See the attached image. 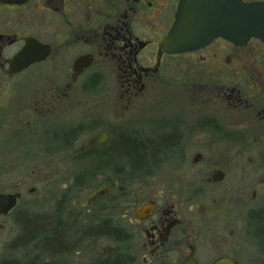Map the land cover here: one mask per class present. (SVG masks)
Returning a JSON list of instances; mask_svg holds the SVG:
<instances>
[{"label": "flooded vegetation", "instance_id": "flooded-vegetation-1", "mask_svg": "<svg viewBox=\"0 0 264 264\" xmlns=\"http://www.w3.org/2000/svg\"><path fill=\"white\" fill-rule=\"evenodd\" d=\"M179 2L0 0V148L18 154L23 145L29 147L38 130L47 134V129L66 127L69 148L79 139L81 126L64 119L85 99L95 105L102 95L118 113L144 112L166 83L175 88L170 102L177 111L170 122L149 127L153 132L142 139L131 136L130 128L122 129L123 145L137 152L140 161L168 151L166 156L175 161L185 162L191 156L192 165H198L206 156L201 150L192 155L194 145L226 140L246 144L238 154L220 156L219 162L212 156L206 185L215 189L229 180L213 202L187 206V198L176 201L172 190L145 193L141 186L134 201L108 205L100 199L110 194L111 187L99 189L105 193L87 201L93 211L88 221L104 226V233L85 241L92 245L107 239L119 245L103 247L91 259L72 264H215L222 258L241 264L242 236L255 227L264 249V205L256 206L264 190V40L253 36L235 43L218 37L198 49L166 52L161 44L175 22ZM106 123H98L101 127L72 158L91 149H109L113 131ZM165 127L168 132L160 131ZM102 132L109 133L108 142L82 149L91 136ZM57 156L45 152L44 162ZM46 164L49 177L51 167ZM174 183L186 193L181 176ZM67 197L64 194L55 212L45 216L46 225L57 216L61 233L71 229L68 252L62 250L58 264H71L68 253L83 252L78 221L84 212L80 207L69 209ZM117 208L118 215L112 212ZM55 235H46L43 254L49 253V237ZM47 255L41 262H51Z\"/></svg>", "mask_w": 264, "mask_h": 264}, {"label": "rangeland", "instance_id": "rangeland-1", "mask_svg": "<svg viewBox=\"0 0 264 264\" xmlns=\"http://www.w3.org/2000/svg\"><path fill=\"white\" fill-rule=\"evenodd\" d=\"M174 89L173 85L164 84L161 92L159 91L160 96L147 103L148 106L144 112L134 109L126 114L118 113L116 108L111 107L110 102L105 101L102 95L96 98L95 105H93L94 102L85 99L86 102L82 103L69 119L66 117L64 119V122L77 123L79 121L81 126L78 132L79 139L69 145V148L66 145L68 144L66 135L70 129L67 127L61 128V130L47 129V134L43 129L38 130L34 133L29 145L31 150L29 151L28 145L26 147L23 145L20 148L18 154H23L22 156L10 153L5 147L0 148V193L16 191L22 193L19 205L15 210L8 215L0 214V264L9 259L20 264L22 261L25 262L38 256L41 261H45L48 255L43 254L42 248H37L34 242L27 245L17 243L20 237L26 235V224L21 219L24 216L35 223L41 218L40 216L45 217L46 212L53 214L64 194L68 196L66 200L70 203L69 209L80 207L84 212L79 220V224L84 226L90 224L88 214L93 212L87 205L88 199L96 191L106 186L111 187V192L102 197L100 202L108 205L112 203L115 205L117 203L127 204L129 201H134L133 195H137L141 186L145 189V193L157 189L160 191L172 190L171 193H177L176 201L182 202L183 198H187V206L200 202H213L215 198L220 197L222 187L229 184V180L215 189L206 185L205 177L209 170L210 160L213 156L214 161L219 162L220 156L227 158L238 154L240 153L239 149L245 147L246 144L233 145L226 140L223 143H210L203 147L194 145L190 152L192 155L197 150H201L206 156L205 163L198 165H192L191 156L185 162L175 161L170 158V154L166 156L168 151L163 152L164 154L159 156L160 159L147 158L148 160L146 159L143 164L139 165L137 163L140 159L134 155L137 152L126 149L123 144L117 150L121 152L117 153L118 155L114 154L111 149L115 142L120 143L123 140L117 138L125 128H130L132 135L129 134L135 139H142L150 137L149 134L151 135L153 130L149 127L154 124L157 123L160 126H165L163 123L168 124L172 114L177 111L175 103L173 105L172 101L170 102ZM105 121L107 128L113 131L112 144L108 145L109 149L105 147L96 154L89 156L87 154L91 153H84V156L72 158L81 144L94 131L98 130V127H101L98 123L104 125ZM160 131L168 132L169 129L167 127ZM52 132H57L58 135L55 133L56 136L52 138ZM210 134L211 132L208 133V135ZM127 138L130 137L127 136ZM48 151L50 153L54 151L59 156L51 157L50 160L44 162L45 152ZM248 153L255 152L248 151ZM46 163L48 167H51L49 177L46 173ZM248 174H250L249 171ZM180 176L187 187L186 193H184V189L180 188V183L179 185L174 183V180L179 179ZM47 178L51 181L46 182ZM125 190L129 192L128 196L124 195ZM259 194L260 198L256 202V206L262 207L264 205V190ZM73 202H76V205H71ZM120 210L117 208L112 212H116L118 215ZM91 244L89 241L83 242L81 247L83 252L80 254L77 252L68 253V262L72 264V261L91 259L96 250L103 251V247L119 245L107 239L94 241ZM60 257L61 253L59 256L56 255L54 259L56 264ZM240 258L241 264H264V249H262L261 240L256 233V227L249 229L247 234L242 236Z\"/></svg>", "mask_w": 264, "mask_h": 264}, {"label": "water", "instance_id": "water-1", "mask_svg": "<svg viewBox=\"0 0 264 264\" xmlns=\"http://www.w3.org/2000/svg\"><path fill=\"white\" fill-rule=\"evenodd\" d=\"M253 36L264 40V2L180 0L175 22L163 39L161 48L169 53H180L206 46L218 37L245 43ZM109 138L108 132L95 134L82 149L103 145ZM108 189L105 187L106 191ZM104 193V189L98 190L88 202ZM20 197L19 192L0 193V214L7 215L17 205ZM215 264H233V261L222 258Z\"/></svg>", "mask_w": 264, "mask_h": 264}, {"label": "trees", "instance_id": "trees-1", "mask_svg": "<svg viewBox=\"0 0 264 264\" xmlns=\"http://www.w3.org/2000/svg\"><path fill=\"white\" fill-rule=\"evenodd\" d=\"M117 139H123V137L120 135L119 138ZM123 144V140L120 141V143L118 142H115V145H113V153L118 155L117 153H121V152H118L117 150L119 148H121ZM105 147L101 148V149H104ZM100 148H96V149H91L89 150L88 152L86 153H92V152H98L99 150H101ZM112 151V150H111ZM144 161L146 160H142V161H139V163L137 164H143ZM41 218L38 219V218H34L35 220L38 219L37 222L33 223L31 222V220L29 218H24V216H22V221L24 222L25 225V229H26V235L23 236V237H20L17 241V243H20V245H27L28 243L30 242H34L35 243V246L37 248L40 247V249H44V247L42 246V243L45 241V237L46 235H55V233L57 235H55L54 237H49V256L51 257V262H41V259L39 258L40 256L38 257H33L32 259L30 260H27V261H22V263L20 264H56L55 262V257L58 253H61L62 250L65 251V254H67L68 252V248L65 247L67 244H69V240L70 238H68V233L71 231H64L61 233L60 231V228L58 226V220H57V216H53L52 218L50 217V220H48V225H46V220H45V217L42 215L40 216ZM79 223V221H78ZM67 225V224H66ZM104 226H102L101 224H98L97 226H94L93 224H89L87 226H84V225H80L79 224V231L78 233L80 234L81 236V247H82V244L83 242H85V239H88L89 237H92L94 235H98L100 233H104L103 231V228ZM59 228V229H58ZM58 231V232H56ZM116 233L117 231L116 230H113V233ZM49 233V234H48ZM60 233V234H59ZM60 235V236H58ZM64 239V240H63ZM16 244V243H15ZM64 247V248H63ZM41 252V250H40ZM2 264H17L15 260H6V261H3Z\"/></svg>", "mask_w": 264, "mask_h": 264}]
</instances>
